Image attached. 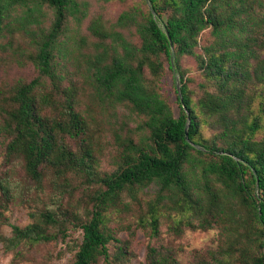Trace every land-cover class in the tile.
<instances>
[{"label":"trees","instance_id":"16d2710c","mask_svg":"<svg viewBox=\"0 0 264 264\" xmlns=\"http://www.w3.org/2000/svg\"><path fill=\"white\" fill-rule=\"evenodd\" d=\"M147 1L151 9L126 12L117 22L134 26L140 44L130 42L115 28L105 32L99 21L91 24L95 34L111 39L110 55L104 48L88 67L96 95L112 108L126 106L142 118L139 140L121 141L117 169L98 175L89 150L77 158L61 143L62 136L87 134L88 123L75 109L73 93L65 90V99L58 103L54 91L37 92L45 77L52 80L53 90L60 89V36L70 16L77 21L87 16L77 0H0V27L11 10L23 11V29L37 48L31 60L39 72L16 87L6 124L0 121V137L11 136L8 148L24 158L27 173L37 183L43 179L42 165L49 163L63 173L81 170L88 180L101 184L89 215L83 220L73 216L83 231L75 264H97L102 257L103 264H108L109 243L118 241L107 229L108 210L122 203L125 192L139 200L138 191L152 184L158 186L156 197L147 201L138 220L153 234L166 213L188 214L175 228L215 224L219 228L218 249L199 264H264V255L256 252L264 237V89L259 91L264 82V16L255 13L253 0ZM47 10L52 12L48 27L44 25ZM206 29L212 40L198 52L199 38ZM186 55L196 58L206 80L198 101L180 66ZM164 59L180 78L183 101L176 88L178 115L160 90ZM248 93L261 95L258 112L236 117L246 105L251 108V101L245 102ZM58 105L66 117L57 119L46 113ZM213 116L222 129L208 137L203 128ZM259 132L263 135L258 139ZM43 216L49 223H59L53 212ZM13 228L19 239L55 238L36 231L38 226ZM62 233L66 238L67 233ZM147 256L150 264H181L154 246H149Z\"/></svg>","mask_w":264,"mask_h":264},{"label":"rangeland","instance_id":"374dc122","mask_svg":"<svg viewBox=\"0 0 264 264\" xmlns=\"http://www.w3.org/2000/svg\"><path fill=\"white\" fill-rule=\"evenodd\" d=\"M86 8L87 16L82 21L69 17L64 33L60 36L59 71L63 76L60 89L53 90L52 80L42 79L38 93L54 91L58 103H62L66 93H73L77 98L75 109L83 114L88 128L87 134L79 136L65 135L61 143L65 144L77 158L89 150L93 158V169L98 175H104L117 169L121 141L132 137L138 141L143 131L139 128L141 117L131 114L126 106L112 108L105 104L95 93L88 67L90 61L100 58L104 48H108L111 39L104 34L99 36L91 29V24L99 21L105 32L112 28L119 30L124 37L134 44H140V37L134 26L117 25L118 19L126 12H146L151 9L146 0H77ZM254 11L264 16V0H253ZM46 27L51 24L52 12L47 10ZM21 9L11 10L0 27V121L6 124V111L12 108L11 96L16 87L23 82H30L39 75L31 57L36 52L35 43L23 29ZM34 27V25H31ZM264 40V36L262 37ZM212 40L210 29L200 36L198 52L202 46ZM165 69L160 77V90L171 104L176 115L180 112L177 93V78L164 59ZM180 66L184 72L189 90L198 101L204 94L206 80L198 62L193 56H183ZM148 73V69H147ZM150 76V74L148 73ZM207 86V84H206ZM70 87V88H69ZM210 88V87H209ZM211 89V88H210ZM264 89V82L259 84V91ZM66 90V93H65ZM257 97L249 94L245 102L251 101V108L246 105L236 117L243 114L252 117L258 112ZM63 108L49 107L46 113L57 119L66 117ZM222 129L217 116L208 118L204 124V133L211 137ZM263 132L256 137L259 139ZM9 134L0 137V264H75V254L82 240L83 231L76 226L73 216L85 219L91 211L94 195L101 184L88 180L81 170L60 172L55 166L42 165L43 179L34 181L27 173L24 158L12 153L8 148ZM158 186L152 184L138 191L139 200H133L125 192L122 203L108 210L107 229L118 238L109 243L110 260L108 264H150L149 246L158 248L166 254L175 256L181 264H199L209 256L210 251L219 246V228L217 224L210 228L183 225L175 228L177 221L187 219L188 214L160 217L159 230L151 232L149 226H143L138 220L147 209V201L154 199ZM124 203H129L125 207ZM56 214L59 223H49L43 214ZM71 214V215H70ZM14 225L25 229L38 226L36 231L54 235L50 240L19 239L14 232ZM63 230L67 233L63 237ZM263 246L256 252L264 255ZM123 247V253L120 251ZM103 257L97 264H103Z\"/></svg>","mask_w":264,"mask_h":264},{"label":"water","instance_id":"95a60500","mask_svg":"<svg viewBox=\"0 0 264 264\" xmlns=\"http://www.w3.org/2000/svg\"><path fill=\"white\" fill-rule=\"evenodd\" d=\"M177 89H178V93L180 95V98L183 101L182 91H181V82H180V78L179 77L177 78ZM186 136L188 137V127L186 128Z\"/></svg>","mask_w":264,"mask_h":264}]
</instances>
